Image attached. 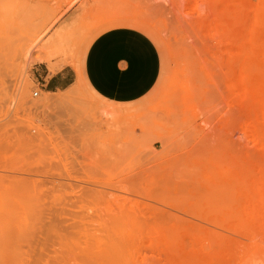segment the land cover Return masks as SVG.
Instances as JSON below:
<instances>
[{
    "label": "rangeland",
    "instance_id": "rangeland-1",
    "mask_svg": "<svg viewBox=\"0 0 264 264\" xmlns=\"http://www.w3.org/2000/svg\"><path fill=\"white\" fill-rule=\"evenodd\" d=\"M201 2L0 0V264L264 253V0ZM117 25L144 30L161 60L129 103L105 101L82 73L91 41ZM64 68L72 83L46 90L42 77ZM176 228L189 244L173 255Z\"/></svg>",
    "mask_w": 264,
    "mask_h": 264
},
{
    "label": "crops",
    "instance_id": "crops-1",
    "mask_svg": "<svg viewBox=\"0 0 264 264\" xmlns=\"http://www.w3.org/2000/svg\"><path fill=\"white\" fill-rule=\"evenodd\" d=\"M160 54L153 39L142 29L117 25L100 32L89 44L82 68L95 94L105 101L129 103L146 95L160 73ZM71 73L65 68L42 77L48 91L67 87Z\"/></svg>",
    "mask_w": 264,
    "mask_h": 264
},
{
    "label": "bare ground",
    "instance_id": "bare-ground-1",
    "mask_svg": "<svg viewBox=\"0 0 264 264\" xmlns=\"http://www.w3.org/2000/svg\"><path fill=\"white\" fill-rule=\"evenodd\" d=\"M190 1L192 2V0H190ZM193 1H196L197 4H198V1H202L201 3L205 2V3H207V4H209V3H211V2H212V3H213V2H214V3L217 2V0H216V1H215V0H193ZM205 3H204V4H205ZM212 3H211V4H212ZM199 4H200V3H199ZM207 4H206V5H207ZM211 4H209V5H211ZM209 5H208V6H209ZM213 5H216V4H213ZM212 7H213V9H217V8H214V6H211L210 8H212ZM213 9H211V11H212ZM211 11H210V14H211ZM213 13H216V12H213ZM221 13H222V12H221ZM217 14H218V13H217ZM213 15H214V14H213ZM218 15H219V14H218ZM214 16H215V17H213V16L211 15V18H212V19H211V20L209 19L210 21H209V20L206 21V25H205V26L207 27V29H209L208 32H207L208 35H209V31H212V30L215 29V28H214V24H215L214 22H217V21L219 20V18L216 17L217 15H214ZM218 22H219V21H218ZM216 26H217V25H216ZM35 45H36V44H34V42H33L32 44H30V45L26 48L24 54H28V53L31 51V49H32ZM226 50H227V49H226ZM226 52H227V51H226ZM229 57H230V56H229ZM229 57H227V58H229ZM230 61H231V59H229V62H230ZM235 61H236V60H235ZM235 61H234V62H235ZM234 62H233V63H234ZM228 64H229V63H228ZM52 67H53V66H52ZM232 73H233V72H232ZM232 73H230V74H232ZM234 75H235V74H234ZM233 78H234V77H233ZM238 82H239V81H238ZM232 84H233V83H232ZM235 85H236V83H235ZM235 85H234V86H235ZM237 85H238V84H237ZM235 87H236V86H235ZM232 88H233V87H232ZM257 91H258V90H257ZM260 91H261V90H260ZM260 93H262V92H260ZM260 93H259V94H260ZM237 94H238V93H237ZM246 94H247V92H246ZM262 94H263V93H262ZM263 97H264V96H263ZM60 98H61V97H60ZM48 99H49V100H48L49 102H54V101L51 100L50 98H48ZM61 99H62V98H61ZM61 99H60V100H61ZM262 99L264 100V98H262ZM262 99H261V100H262ZM57 100H58V99H57ZM243 100H245V99H243ZM247 100H248V99H247ZM249 100H251V99H249ZM227 101H228V100H227ZM233 101H235V100H233ZM244 102H245V101H244ZM263 102H264V101H263ZM244 104H245V103H244ZM260 105H261V104H260ZM247 106H248V104H247ZM244 108H245V107H244ZM262 108H263V107H262ZM252 109H253V107L251 108V110H252ZM254 109H255V108H254ZM240 110H241V109H240ZM238 111H239V109H238ZM258 111H259V109H258ZM258 111H257V112H258ZM253 112H254V111H253ZM236 113H237V112H236ZM260 114H261V113H260ZM232 115H233V114H232ZM238 115H239V113H238ZM253 115H254V113H253ZM239 116H240V115H239ZM259 116H261V115H259ZM254 117H255V116H254ZM254 117L252 116V117H250V118H253V119H251V120H255V121H256L257 119H254ZM261 117H262V116H261ZM261 117H260V118H261ZM236 118H237V117H236ZM238 118H239V117H238ZM250 118H249L248 120H250ZM258 118H259V117H258ZM241 120H242V119H241ZM238 121H239V120H238ZM238 121H237V122H238ZM254 123H255V122H254ZM256 123H257V121H256ZM262 125H264V124H262ZM262 125H261V127H263ZM259 126H260V125H259ZM259 126H258V128H259V131H258V132H259V135H260V132H261L260 129H262V128L259 127ZM249 128H250V127H249ZM252 131H253V130H252ZM258 132H257V133H258ZM260 138H261V137H260ZM225 150H226V149H225ZM222 151H223V150H222ZM236 155H237V154H236ZM225 157H226V156H225ZM222 159H224V158H221L220 161H222ZM227 161H228V160H227ZM222 162H224V161H222ZM230 162H231V161H230ZM230 162H228V163H230ZM232 162L235 163V161H232ZM234 163H233V164H234ZM230 165H231V164H230ZM230 165H228V166H230ZM232 167H233V166H232ZM225 171H226V170H225ZM225 171H224V172H225ZM227 171H228V170H227ZM222 172H223V171H222ZM213 173H214V172H213ZM213 173H212V174H213ZM225 173H226V172H225ZM214 174H215V173H214ZM223 174H224V173H223ZM220 177H222V176H220ZM214 178H216V177H214ZM217 178H218V177H217ZM217 178H216V179H217ZM230 178H231V177H230ZM232 178L234 179L235 176L232 177ZM219 179H220V178H218V180H219ZM237 179H238V178L236 177V179H234V182H235ZM232 181H233V180H232ZM225 183H227V180H226V182L224 181L223 185H224ZM230 183H233V182H230ZM230 183H229V184H230ZM219 184H220V183H219ZM219 186H221V185H218V187H219ZM225 186H226V185H225ZM225 186H224V187H225ZM228 186H229V185H228V183H227V186H226V187L228 188ZM218 189H219V188H218ZM224 190H225V188H224ZM225 191H226V190H225ZM225 191H223V192H225ZM228 191H229V190H228ZM230 191H231V190H230ZM220 192H221V191H220ZM223 192H222V195H223ZM218 193H219V191H218ZM216 196H217V195H216ZM217 197H218V196H217ZM220 197H221V196H220ZM223 197H224V195H223ZM225 197H226V196H225ZM221 200H222V198H221ZM224 200H225V199H224ZM225 201H226V200H225ZM222 207H223V205H222ZM224 207H225V205H224ZM221 210H222V209H221ZM221 213H222V212H221ZM219 214H220V212H219ZM224 219L226 220V216H225ZM225 220L223 221L224 223H223L221 220H220V221L222 222V224H225ZM120 222H121V221H119V223L117 222V227H118L119 224L121 225L123 221H122L121 223H120ZM221 222H219L220 225H221ZM137 224H138V222H137ZM141 224H142V223H141ZM141 224H140V225H141ZM185 224H186V223H185ZM211 224H212V223H211ZM115 225H116V224H115ZM128 225H129V224H128ZM130 225H131V224H130ZM132 225H133V224H132ZM180 225H181V224H180ZM192 225H193V224H192ZM199 225H201V223H200ZM218 225H219V224H218ZM121 226H122V225H121ZM124 226H125V228L127 227L125 224H124ZM205 226H207V225L205 224ZM129 227H130V226H129ZM143 227H144V225H143ZM175 227H176V226H175ZM179 227H180V226H179ZM209 227H210V226H209ZM123 228H124V227H123ZM132 228H133V227H132ZM132 228L130 227V229H132ZM183 228H184V227H183ZM183 228H182V225H181V230H182ZM202 228H203V227H202ZM114 229H115V228H114ZM119 229L122 230L120 226H119ZM177 229H178V228L174 229V230H175V231H174L175 234L178 233L177 231H179V230H177ZM179 229H180V228H179ZM187 229H188V228H187ZM120 230H119V231H120ZM176 230H177V231H176ZM185 230H186V229H185ZM189 230H190V229H189ZM136 231H137V230H136ZM186 231H187V230H186ZM200 231H202V230H200ZM207 231H208V227H207ZM108 232H109V231H108ZM131 232H133V230H132ZM170 232H171V235H173L174 239H173V237H171L170 235H169L170 237L168 236V237H169V238H168V237H166L167 235L164 236V234H163V236L166 237V239L168 238V240H167V241H168V247H170L169 245H170L171 243L175 242L178 238H179V240H180L179 243H181V242L183 241V242H182V243H183V246H185L186 243L189 244V242H188L187 239H185V240H184V239H183V240L180 239L181 236L179 235V233H178L179 236H177V235L175 236V234H172V233H174V232H172V230H170ZM187 232H188V231H187ZM193 232H194V231H193ZM197 232H198V231H197ZM203 232H204V231H203ZM208 232L210 233V231H208ZM111 233H113V232H111ZM115 233H116V232H115ZM115 233H114V234H115ZM129 233H130V232H129ZM129 233H128V234H129ZM135 233H137V235H138V232H135ZM169 234H170V233H169ZM184 234H185V233H184ZM184 234H183V236H184ZM188 234H189V233H188ZM191 234H192V233H191ZM198 234H199V233H198ZM198 234H196V236H197ZM201 234H202V233H201ZM207 234H208V233H207ZM112 235H113V234H112ZM132 235H133V234H132ZM210 235H211V234H210ZM100 236H103V235H100ZM113 236H114V235H113ZM113 236H111V237H113ZM121 236H122V235H121ZM138 236H139V235H138ZM105 237H108V236H105ZM111 237H110V238H111ZM130 237H131V236L129 235L128 238H125L126 240L128 239V242H129V243L126 242V240H125L126 243H123V242H122L123 239H124V236L122 237V238H123L122 240H118V241H117V240L113 241L112 238L110 239V242H109V243H111L112 241L114 242V243L112 242V244H111V245H112V249H113V248H115V250H116V249H119V250H117L115 253L118 252V254H119V253H122V252H120V251H123V250L126 251V248H125L126 245H124V248H125V249H123V248H122L123 245L120 246V244H121V243H122V244H130V242H131L130 239H129ZM142 237H143V236H142ZM175 237H176V239H175ZM206 237H207L206 239L209 241V240H210V239L208 238L209 236L206 235ZM113 238H115V236H114ZM140 238H141V237H139V239H140ZM153 238H154V237H153ZM170 238H171V239H170ZM190 238H193V237H190ZM194 238H195V237H194ZM116 239H118L117 236H116ZM141 239H142V238H141ZM172 239H173V241H171ZM201 239H204V238H201ZM201 239H198V241L201 240ZM206 239H205V240H206ZM92 240H93V239H92ZM133 240H135V238H133ZM153 240H154V239H153ZM169 240H170L171 243L169 242ZM186 240H187V242H185ZM191 240H192V239H191ZM94 241H95V240H94ZM158 241H159V240H158ZM158 241H157V242H158ZM193 241H194V240H193ZM86 242H87V241H86ZM88 242H89V241H88ZM115 242H116V244H117L118 242H119V243L116 245ZM143 242H144V241H143ZM145 242H146V241H145ZM145 242H144V243H145ZM155 242H156V241H155ZM195 242H197V241H195ZM206 242H207V241H206ZM91 243H92V242H91ZM96 243H98V242H96ZM100 243H101V242H100ZM102 243H103V241H102ZM133 243H134V241H133ZM141 243H142V242H141ZM175 243L177 244V241H176ZM175 243H173L174 247H173V245L171 244V246H172L171 248H172V249H173V248H176V246H178V244H179V243H178V244L176 245ZM190 243H191V241H190ZM192 243H193V242H192ZM192 243H191V245H192ZM86 244H87V243H86ZM98 244H99V243H98ZM114 244H115V245H114ZM188 244H186V245H188ZM193 244L195 245V243H193ZM198 244H200V243L198 242ZM204 244H205V242H204ZM88 245H89V247H90V246L92 247L91 244H88ZM103 245H104V244H103ZM113 245H114V246H113ZM132 245H134V244H132ZM132 245H131V246H132ZM140 245H141V244H140ZM175 245H176V246H175ZM194 245H193V246H194ZM105 246H106V243H105ZM109 246H110V245H109ZM109 246H108V247H109ZM119 246H120L123 250H120L121 248H119ZM127 246H128V245H127ZM129 246H130V245H129ZM145 246H146V244L144 245V247H145ZM203 246H204V245H203ZM203 246H202V247H203ZM93 247H94V246H93ZM116 247H117V248H116ZM146 247H147V246H146ZM205 247H206V246H205ZM83 248H84V247H83ZM87 248H88V247H87ZM109 248H110V247H109ZM137 248H138V247H137ZM137 248H136V249H137ZM140 248H141V247H140ZM177 248H179V246H178ZM183 248H185V247H183ZM190 248H191V247H190ZM190 248H189V249H190ZM194 248H198V247H194ZM194 248H193V249H194ZM156 249H157V248H156ZM84 250H85V251H89L90 249H89V250L84 249ZM92 250H93V249H92ZM110 250H111V249H110ZM115 250H113V251H115ZM129 250H130V249H129ZM143 250H144V249H143ZM174 250H175V251H174ZM181 250H182V248H181ZM80 251H81V250H80ZM95 251H97V250L95 249ZM124 251H123V253H124ZM130 251H131V250H130ZM138 251H139V250H138ZM145 251H146V249H145ZM158 251H159V250H158ZM172 251L174 252L173 255H175V254L177 255V254H179V253L182 252V251H181V252H180V251L178 252L177 249H173ZM176 251H177V252H176ZM183 251H184V249H183ZM91 252H92V251H91ZM93 252H94V251H93ZM97 252H98V251H97ZM197 252H198V251H197ZM99 253H100V252H99ZM133 253H134V251H133ZM154 253H155V251H154ZM162 253H164V254H163V255H164V258L169 257V255L167 256L168 253L166 254V252L161 251V255H162ZM192 253H194V252L191 251V254H192ZM74 254H75V253H74ZM79 254H80V253H79ZM79 254H77V255H79ZM93 254H95V252H94ZM93 254H92V256H94ZM97 254H98V253H97ZM118 254H117V256H118ZM125 254H127V253H124L123 255L119 254L118 257L122 256V259H124V260H122L121 257H120V259H121L123 262L127 260V262H124V263H127V264H128V263H131L132 260L130 259L129 256H130V254L132 255V253L130 252L129 256H128V254H127V256H126ZM165 254H166V255H165ZM82 255H83V253H82ZM100 255H101V254H100ZM134 255H135V254H134ZM139 255H140V254H139ZM163 255H162V256H163ZM173 255L171 254L170 257H172ZM179 255H181V256L183 257L182 254H179ZM179 255H177V257H178L177 260L179 259L180 262L183 260L182 263H184V261H185L186 259L184 260V259H183L181 256H179ZM188 255H189V254H188ZM80 256H81V254H80ZM97 256H98V255H97ZM102 256H103V254H102ZM113 256L115 257V255H113ZM113 256H112V257H113ZM123 256H126L127 259L124 258ZM144 256H145V255H144ZM146 256L148 257V256H150V255H146ZM146 256H145V257H146ZM185 256H186V255H185ZM185 256H184V258H185ZM190 256H191V259H189ZM202 256H203V254H202ZM202 256L200 257V255H199L198 253H196V252H195L194 255H189V257L187 256L188 259H189V260H187V262H188L187 264H230V262L228 261V259H225V258H224V259H216V260H214L211 254H209V255H207V256H205V257H202ZM66 257H67V256H66ZM66 257H65V258H66ZM100 257H101V256H100ZM108 257H109V256H108ZM128 257H129V259H130L131 261H129ZM187 257H186V258H187ZM69 258H70V257H69ZM71 258H72V257H71ZM71 258H70V259H71ZM105 258H107V257H105ZM132 258H133V256H132ZM172 258H173V257H172ZM180 258H181V259H180ZM77 259H79L78 261H81V260H80L81 258H79V256H78ZM85 259H86V258H85ZM108 259H109V258H108ZM108 259H107V261L111 260L112 258L109 259V260H108ZM115 259H116V258H115ZM117 259H119V258H117ZM143 259H144V258H143ZM150 259H152V258L149 257V260H150ZM83 260H84V259H83ZM83 260H82V261H83ZM95 260H96V259H95ZM113 260H114V259H113ZM144 260H146L145 263H146V262H149V263L151 262V261H149L148 259H144ZM158 260H159V259H158ZM175 260H176V259H174V263H172V264H176ZM177 260H176V261H177ZM190 260H191V262H190ZM63 261H64V260H63ZM82 261L80 262L81 264H82ZM86 261L88 262V259L84 260L83 263L86 262ZM105 261H106V259H105ZM128 261H129V262H128ZM137 261H138V260H137ZM69 262H70V261H69ZM87 262H86V263H87ZM138 262H139V261H138ZM162 262H163V261H162ZM180 262H177V264L180 263ZM63 263H64V262H63ZM70 263H71V262H70ZM86 263H84V264H86ZM88 263H89V262H88ZM88 263H87V264H88ZM111 263H112V261H111ZM149 263H148V264H149ZM89 264H90V263H89ZM107 264H108V263H107ZM142 264H143V263H142ZM151 264H156V263H152V262H151ZM162 264H164V263H162ZM170 264H171V263H170ZM184 264H186V263H184ZM247 264H264V253H260V254H254V255H252L251 258H250V260H249V262H248Z\"/></svg>",
    "mask_w": 264,
    "mask_h": 264
},
{
    "label": "built area",
    "instance_id": "built-area-1",
    "mask_svg": "<svg viewBox=\"0 0 264 264\" xmlns=\"http://www.w3.org/2000/svg\"><path fill=\"white\" fill-rule=\"evenodd\" d=\"M34 94H37V92H35Z\"/></svg>",
    "mask_w": 264,
    "mask_h": 264
}]
</instances>
